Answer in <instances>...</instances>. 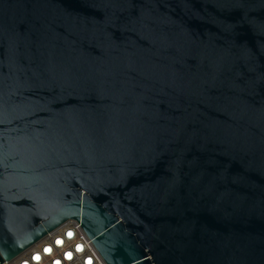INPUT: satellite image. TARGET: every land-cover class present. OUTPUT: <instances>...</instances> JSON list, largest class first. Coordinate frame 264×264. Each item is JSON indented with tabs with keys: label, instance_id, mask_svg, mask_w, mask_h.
I'll list each match as a JSON object with an SVG mask.
<instances>
[{
	"label": "water",
	"instance_id": "water-1",
	"mask_svg": "<svg viewBox=\"0 0 264 264\" xmlns=\"http://www.w3.org/2000/svg\"><path fill=\"white\" fill-rule=\"evenodd\" d=\"M68 221L105 264H264V0H0V263Z\"/></svg>",
	"mask_w": 264,
	"mask_h": 264
},
{
	"label": "built area",
	"instance_id": "built-area-1",
	"mask_svg": "<svg viewBox=\"0 0 264 264\" xmlns=\"http://www.w3.org/2000/svg\"><path fill=\"white\" fill-rule=\"evenodd\" d=\"M57 241H60L58 243ZM47 249V250H46ZM36 257H39L38 259ZM0 264H105L76 221H68Z\"/></svg>",
	"mask_w": 264,
	"mask_h": 264
},
{
	"label": "snow or ice",
	"instance_id": "snow-or-ice-1",
	"mask_svg": "<svg viewBox=\"0 0 264 264\" xmlns=\"http://www.w3.org/2000/svg\"><path fill=\"white\" fill-rule=\"evenodd\" d=\"M58 243H60V241H57ZM47 250V249H46ZM37 259L39 258V257H36Z\"/></svg>",
	"mask_w": 264,
	"mask_h": 264
}]
</instances>
